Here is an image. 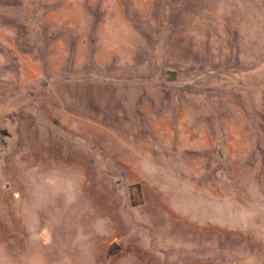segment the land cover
Here are the masks:
<instances>
[{"label": "rangeland", "instance_id": "1", "mask_svg": "<svg viewBox=\"0 0 264 264\" xmlns=\"http://www.w3.org/2000/svg\"><path fill=\"white\" fill-rule=\"evenodd\" d=\"M61 240L264 264V0H0V252Z\"/></svg>", "mask_w": 264, "mask_h": 264}, {"label": "crops", "instance_id": "2", "mask_svg": "<svg viewBox=\"0 0 264 264\" xmlns=\"http://www.w3.org/2000/svg\"><path fill=\"white\" fill-rule=\"evenodd\" d=\"M65 236V234H62ZM59 247L58 257L52 260H46V262H39L38 264H109V259L114 256V250H117V253L122 252L120 248L116 246V244H108V246L104 243V245H99L97 248H86L82 245H66L62 244ZM3 252H0V264H13L11 252L6 251L4 255ZM69 255H68V254ZM130 263V260L127 259L125 262ZM126 262V263H127ZM25 264H36V263H25Z\"/></svg>", "mask_w": 264, "mask_h": 264}]
</instances>
